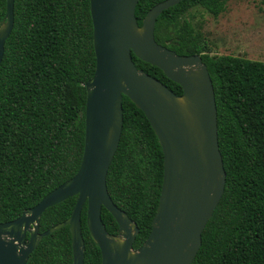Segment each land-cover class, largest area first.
Wrapping results in <instances>:
<instances>
[{
	"label": "trees",
	"instance_id": "trees-1",
	"mask_svg": "<svg viewBox=\"0 0 264 264\" xmlns=\"http://www.w3.org/2000/svg\"><path fill=\"white\" fill-rule=\"evenodd\" d=\"M162 0H139L138 25ZM227 0H181L163 10L154 26L157 43L180 55L199 54L213 83L224 192L190 264H264V61L210 54L189 18L200 7L213 16ZM6 0H0V24ZM13 28L0 63V222L15 219L72 177L84 148L86 82L96 59L89 0H14ZM138 69L176 94L182 88L157 66L132 54ZM118 147L106 186L112 201L136 222L137 249L151 229L163 177L162 149L144 113L125 95ZM77 196L47 207L43 232L67 219ZM81 211L83 264H101L98 245ZM110 234L118 225L102 207ZM26 264H72L69 226L44 236Z\"/></svg>",
	"mask_w": 264,
	"mask_h": 264
},
{
	"label": "water",
	"instance_id": "water-1",
	"mask_svg": "<svg viewBox=\"0 0 264 264\" xmlns=\"http://www.w3.org/2000/svg\"><path fill=\"white\" fill-rule=\"evenodd\" d=\"M139 0H89L96 59L86 82L84 148L76 173L13 220L0 222V264H26L41 239L68 225L72 264H83L81 211L101 253V264H190L201 234L224 192L226 172L219 149L213 83L199 54L180 55L156 42L158 15L181 0H162L135 17ZM14 0H6L0 24V63L13 23ZM157 66L179 84L174 93L138 69L132 59ZM127 96L149 121L163 154V177L151 229L133 248L139 228L111 199L106 175L123 125L122 97ZM77 196L70 216L39 231L43 211ZM104 207L118 232L110 234L101 219Z\"/></svg>",
	"mask_w": 264,
	"mask_h": 264
},
{
	"label": "rangeland",
	"instance_id": "rangeland-1",
	"mask_svg": "<svg viewBox=\"0 0 264 264\" xmlns=\"http://www.w3.org/2000/svg\"><path fill=\"white\" fill-rule=\"evenodd\" d=\"M189 18L210 54L264 61V0H227L218 16L197 7L190 10Z\"/></svg>",
	"mask_w": 264,
	"mask_h": 264
}]
</instances>
